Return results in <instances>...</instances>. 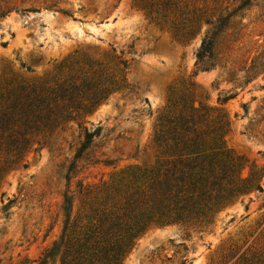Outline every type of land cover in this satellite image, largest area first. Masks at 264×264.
Wrapping results in <instances>:
<instances>
[{"label":"rangeland","instance_id":"obj_1","mask_svg":"<svg viewBox=\"0 0 264 264\" xmlns=\"http://www.w3.org/2000/svg\"><path fill=\"white\" fill-rule=\"evenodd\" d=\"M161 1L0 0V94L18 83L72 77L90 91L106 89L93 107L35 138L3 173L0 264H38L63 232L65 193L74 240L110 225L113 205L164 168L168 156L156 138L186 102L229 122L224 140L244 159L240 179L252 172L263 190L249 189L209 223L153 219L136 227L123 264H264V0H180L185 17L204 16L187 39L174 30V6L163 11ZM231 13L219 63L195 73L202 37ZM226 92L236 96L223 103ZM98 126L67 180L85 128ZM12 158L0 152V165ZM60 262L56 256L47 264Z\"/></svg>","mask_w":264,"mask_h":264},{"label":"trees","instance_id":"obj_2","mask_svg":"<svg viewBox=\"0 0 264 264\" xmlns=\"http://www.w3.org/2000/svg\"><path fill=\"white\" fill-rule=\"evenodd\" d=\"M247 3L248 0H243L240 6ZM161 4L163 11L174 6V30L180 31L182 38H190L198 32L197 24L204 16L185 17L189 12L180 0H162ZM232 14L219 16L202 37L195 53V73L210 70L219 63L218 43ZM205 21L211 22L209 18ZM119 62L126 64L123 60ZM90 90V83L77 84L72 77L58 82L18 83L0 94V152L13 156L11 161L0 165V181L3 173L20 161L35 138L46 136L61 122L93 107L106 89ZM235 96L236 93L226 92L218 98L225 103ZM208 111L186 102L185 107L168 120L165 134L156 138L168 156L162 163L164 168L152 171L142 185L133 187L123 196V201L113 205L115 216L110 225L103 223L100 230H97L99 227L88 229L74 240L75 231L70 221L72 198L65 193L63 208L67 219L63 232L45 249L38 264H47L56 256H60V264H123L129 233L136 227L153 219L209 223L216 212L249 189L262 191L261 183L252 172L240 179L244 159L232 156L224 140L229 122L219 114L209 119ZM100 131V126L93 131L85 128L75 160L68 167L67 180L77 172V159ZM112 162L106 160L107 164ZM12 201L9 200L4 209Z\"/></svg>","mask_w":264,"mask_h":264}]
</instances>
